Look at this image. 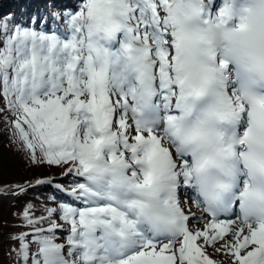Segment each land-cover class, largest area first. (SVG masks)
<instances>
[{"label":"snow or ice","instance_id":"6c2138e0","mask_svg":"<svg viewBox=\"0 0 264 264\" xmlns=\"http://www.w3.org/2000/svg\"><path fill=\"white\" fill-rule=\"evenodd\" d=\"M49 17L0 16V112L33 163L79 179L73 203L26 208L9 255L264 264V0H79Z\"/></svg>","mask_w":264,"mask_h":264},{"label":"trees","instance_id":"16d2710c","mask_svg":"<svg viewBox=\"0 0 264 264\" xmlns=\"http://www.w3.org/2000/svg\"><path fill=\"white\" fill-rule=\"evenodd\" d=\"M50 4L51 1L46 2L49 9L55 13L69 12L67 7L52 8ZM35 6L42 9L39 2L32 7ZM14 7V4L6 6L0 3V16L12 13L21 23L33 26L31 22L35 17L26 12L25 5L21 3L22 14L14 12ZM54 26L55 23L51 28ZM3 107L4 102L0 99V108ZM14 133L9 114L6 111L0 112V194L17 192L11 202H0V264H17L15 253L9 255L10 250L17 247L11 237L24 230L18 225L23 223L22 213L26 208L34 206V213L41 215L44 214L45 206L54 207L57 202L73 203V198L66 190L79 179L72 175H63L64 169L60 166L33 163L28 150ZM37 155L39 156V153ZM37 181L45 183L38 184ZM21 188L24 191H21Z\"/></svg>","mask_w":264,"mask_h":264},{"label":"rangeland","instance_id":"374dc122","mask_svg":"<svg viewBox=\"0 0 264 264\" xmlns=\"http://www.w3.org/2000/svg\"><path fill=\"white\" fill-rule=\"evenodd\" d=\"M6 1L8 2V0H6ZM0 2H1V0H0ZM61 2H63L64 4H70V3H67V0H60L59 2H54V0H53L54 5H57L58 3H61ZM78 3H79V0H75L74 4H72L71 5L72 7L69 9V12L74 10L78 6ZM14 12L19 14L17 11H14ZM6 191H8V190H6ZM16 194H17V192H13L10 194L9 193H1L0 194V202H2V201L11 202ZM185 198L187 199V203H185V207L189 210V212H193L195 214L198 213L197 208H196L195 204L192 202V200L189 199L188 196H185ZM35 212H38V211L35 210ZM202 221H203V217H195L194 219L191 220V227L192 228L202 227L203 226ZM211 252H212V249L209 248V253H211ZM215 257L217 258L216 260L218 263L229 264L227 257H222L220 255H215Z\"/></svg>","mask_w":264,"mask_h":264},{"label":"bare ground","instance_id":"6f19581e","mask_svg":"<svg viewBox=\"0 0 264 264\" xmlns=\"http://www.w3.org/2000/svg\"><path fill=\"white\" fill-rule=\"evenodd\" d=\"M51 0H40V4L42 6V9H38V6H35V7H32L31 6V9L28 10V13H31L32 15H34V17H36L35 19H39V18H42V22L49 25L51 27L52 24H54V22L50 19L49 17V14L52 12V10L49 9V7L46 5V2H49ZM60 0H55L54 2H59ZM51 7L52 5H54L53 2H51ZM43 8H45V11H43ZM201 215H203L201 212H200ZM202 223L204 224L205 221H202ZM215 259H217L215 256H214Z\"/></svg>","mask_w":264,"mask_h":264},{"label":"water","instance_id":"95a60500","mask_svg":"<svg viewBox=\"0 0 264 264\" xmlns=\"http://www.w3.org/2000/svg\"><path fill=\"white\" fill-rule=\"evenodd\" d=\"M6 1V0H5Z\"/></svg>","mask_w":264,"mask_h":264}]
</instances>
